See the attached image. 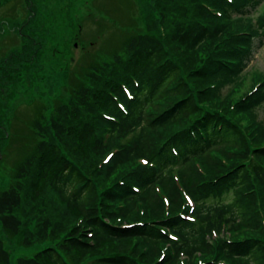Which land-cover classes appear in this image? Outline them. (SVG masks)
I'll return each mask as SVG.
<instances>
[{
  "label": "trees",
  "instance_id": "trees-1",
  "mask_svg": "<svg viewBox=\"0 0 264 264\" xmlns=\"http://www.w3.org/2000/svg\"><path fill=\"white\" fill-rule=\"evenodd\" d=\"M262 2L148 0L143 28L37 105L0 185V264H264V71L230 89L264 39ZM35 55L0 61L2 96ZM5 103L0 160L23 139ZM9 240L31 253L13 262Z\"/></svg>",
  "mask_w": 264,
  "mask_h": 264
},
{
  "label": "rangeland",
  "instance_id": "rangeland-1",
  "mask_svg": "<svg viewBox=\"0 0 264 264\" xmlns=\"http://www.w3.org/2000/svg\"><path fill=\"white\" fill-rule=\"evenodd\" d=\"M130 2L129 6L128 0H0V61L14 51L37 53L31 59L34 64L27 65L29 70L14 87L12 96L6 97L8 90L3 92L8 106L16 107L13 128L23 133L24 141H18L3 152L0 185L5 187L14 163L29 147L28 123L35 115L36 106H46V113L50 111L53 103L66 99L69 78L73 80V75L79 78L86 69L84 66L92 63L95 56H109L125 29L143 28L148 0ZM121 11L127 15L124 23ZM260 11H264V2L251 15L256 16ZM263 40L257 42L252 58L241 73L240 89L230 87L234 88L233 96L239 97L250 90L264 71ZM23 45L26 48L23 49ZM228 88L223 94H229ZM0 97L5 98L1 94ZM5 102L0 103L1 110H6ZM12 113V110L5 114L0 111L4 125L10 122ZM263 115L264 102L258 110V118ZM248 120L245 117L243 123ZM6 245L12 252L13 262L17 256L31 253L15 240L7 241Z\"/></svg>",
  "mask_w": 264,
  "mask_h": 264
}]
</instances>
